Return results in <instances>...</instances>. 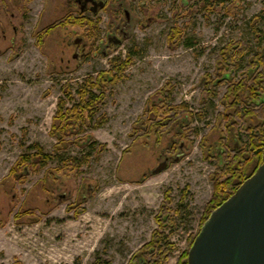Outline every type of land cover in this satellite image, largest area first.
I'll return each mask as SVG.
<instances>
[{"label": "rangeland", "instance_id": "rangeland-1", "mask_svg": "<svg viewBox=\"0 0 264 264\" xmlns=\"http://www.w3.org/2000/svg\"><path fill=\"white\" fill-rule=\"evenodd\" d=\"M95 1L97 7L87 0H0V264H130L159 228L156 216L168 192L177 249L166 264H177L202 229L221 157L216 126L227 91L223 86L218 97H208L205 77L232 40L250 46L251 55L260 52L264 43L256 31L264 34V0H117L111 12ZM69 17L99 19V38ZM176 25L185 36L173 51L168 35ZM131 52L135 64L127 79L107 91L99 115L107 121L89 131L105 151L74 146L26 182L11 176L34 144L57 154L51 130L64 84L77 90ZM166 82L173 87L170 105H186L193 114L185 120L192 130L189 149L175 156L168 148L178 142L176 132L164 134L160 146L154 137L137 139L142 131L133 133ZM206 150L215 157L207 158ZM85 156L89 161L79 169L69 163L68 171L58 172L63 160L82 162ZM165 162L168 168L154 174ZM146 174L150 178L138 183Z\"/></svg>", "mask_w": 264, "mask_h": 264}, {"label": "trees", "instance_id": "trees-1", "mask_svg": "<svg viewBox=\"0 0 264 264\" xmlns=\"http://www.w3.org/2000/svg\"><path fill=\"white\" fill-rule=\"evenodd\" d=\"M102 1L105 2V6L101 10L111 12L113 3L117 0H100V2ZM191 1L184 0L183 5L185 3L191 5ZM215 6L211 5L216 9ZM208 10L211 11L210 8ZM175 17L182 18L183 16L180 12H175ZM68 19L69 21L73 19L75 25L88 26L93 35L99 38L101 34L99 19L97 21L88 18L69 17ZM50 30L51 28L42 32L37 42L43 43L46 33ZM256 35L260 44L264 43V34L256 31ZM184 36L185 29L179 25L171 29L168 35L171 50L175 51L181 46ZM135 52L140 53L138 49ZM251 54L250 46L232 40L220 50L215 61L214 73L207 74L205 77L204 84L208 97H218L216 89L223 86L227 87V91L221 99L224 112L218 114V126H216L221 134L219 142L221 157L216 171L212 174L213 196L206 206L200 228L203 227L213 211L230 199L263 164L264 46L257 54ZM247 57L248 65L244 68V60ZM134 64V54L131 52L125 59L118 57L111 60V70L99 72L96 77L88 76L83 83L78 84L77 90L69 82L64 84L62 87L64 96L58 102L51 130L57 140L55 146L57 154L48 153L39 144H34L29 147V152L19 157L11 169L10 175L20 182H26L31 175L39 173L46 169L51 162L61 158L59 153L68 151L74 146H80L83 150H90V152L95 150H98L99 153L104 152L106 146L98 144L89 131L102 127L107 121L104 116H99L107 97V91L110 87L126 80V72ZM244 69V76L239 80L240 73ZM172 88L171 83L166 82L160 90L151 96L145 109V116L136 122L133 133L138 135L142 131L143 137L138 136L137 139L150 140L154 137L156 145L160 146L164 134L176 132L175 139L178 142L168 148V153L175 156L185 149L188 143L190 144L192 130L186 128L188 124L185 120L189 119L191 122L193 114L189 113L186 105H170ZM203 140L202 146L208 139L205 137ZM208 151L206 150L207 158H214L213 153ZM89 157L85 156V160L82 162H78L77 159L63 160V167L58 172L68 171L69 163H75V168L79 169L83 164L88 163ZM47 176L51 178L52 182L58 181V176L51 171ZM150 176V174H146L138 183H144ZM45 183H47V179ZM169 194L170 192L166 194L165 201L156 216L159 228L153 232L151 242L133 255L130 264H166L173 258L177 246L171 237L176 221L172 215L173 201ZM187 197L188 189L184 192L183 199L185 200ZM167 231L170 233L167 234ZM194 241L195 239L192 240L189 248L181 253L177 264H188L189 250Z\"/></svg>", "mask_w": 264, "mask_h": 264}, {"label": "water", "instance_id": "water-1", "mask_svg": "<svg viewBox=\"0 0 264 264\" xmlns=\"http://www.w3.org/2000/svg\"><path fill=\"white\" fill-rule=\"evenodd\" d=\"M167 168L165 162L154 174ZM188 264H264V151L257 172L203 225L189 251Z\"/></svg>", "mask_w": 264, "mask_h": 264}, {"label": "flooded vegetation", "instance_id": "flooded-vegetation-1", "mask_svg": "<svg viewBox=\"0 0 264 264\" xmlns=\"http://www.w3.org/2000/svg\"><path fill=\"white\" fill-rule=\"evenodd\" d=\"M97 1L100 2V0H97ZM94 2H95V0H94ZM94 2H93V3H94ZM92 9H93V8H92Z\"/></svg>", "mask_w": 264, "mask_h": 264}]
</instances>
